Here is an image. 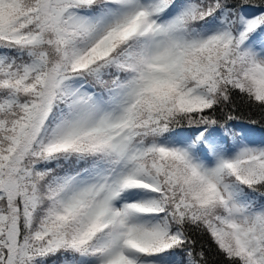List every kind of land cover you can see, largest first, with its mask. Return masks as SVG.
<instances>
[{
	"label": "snow or ice",
	"instance_id": "6c2138e0",
	"mask_svg": "<svg viewBox=\"0 0 264 264\" xmlns=\"http://www.w3.org/2000/svg\"><path fill=\"white\" fill-rule=\"evenodd\" d=\"M264 0H0V264H264Z\"/></svg>",
	"mask_w": 264,
	"mask_h": 264
},
{
	"label": "trees",
	"instance_id": "16d2710c",
	"mask_svg": "<svg viewBox=\"0 0 264 264\" xmlns=\"http://www.w3.org/2000/svg\"><path fill=\"white\" fill-rule=\"evenodd\" d=\"M237 113L242 116L245 124L248 123L249 119L257 121V124L254 127L264 128V119L261 118L259 110L251 109L243 100L238 97L235 100ZM192 238L196 241L197 250L201 246L206 251L208 258V264H221L222 258L219 256L216 246L208 239L207 236L201 235L199 233H192Z\"/></svg>",
	"mask_w": 264,
	"mask_h": 264
},
{
	"label": "rangeland",
	"instance_id": "374dc122",
	"mask_svg": "<svg viewBox=\"0 0 264 264\" xmlns=\"http://www.w3.org/2000/svg\"><path fill=\"white\" fill-rule=\"evenodd\" d=\"M255 132L257 133V135H260L262 131H264V128L261 127H254Z\"/></svg>",
	"mask_w": 264,
	"mask_h": 264
}]
</instances>
